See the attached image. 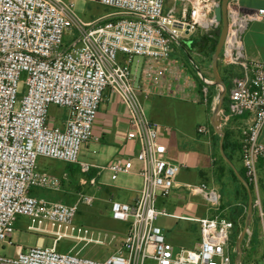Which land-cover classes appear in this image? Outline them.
Wrapping results in <instances>:
<instances>
[{
    "label": "built area",
    "instance_id": "built-area-1",
    "mask_svg": "<svg viewBox=\"0 0 264 264\" xmlns=\"http://www.w3.org/2000/svg\"><path fill=\"white\" fill-rule=\"evenodd\" d=\"M77 1L97 2L113 11L85 21L77 14ZM183 1L178 16L175 7L166 9V0H0V245L16 247L13 255L0 253V264H234V221L220 214L198 219L197 248H176L157 223L160 216L169 215L159 199L172 193L183 164L169 160L163 127L150 117L146 99L191 97L196 84L174 57V48L192 35L212 39L222 27L215 12L223 0ZM227 17L219 61L224 67L236 66L240 74L232 82L229 112L222 106L221 126L224 130L234 117H251L242 130L243 164L264 239V200L259 194L264 62L250 59L245 49V35L252 22L264 17V8L245 11L239 0H230ZM24 75L26 91L20 97ZM200 75L207 84L202 89L204 102L213 116L220 93L208 86L215 85V79ZM107 91L127 108L128 139L140 142L135 158H117L108 169L117 181L132 173L138 160L142 188L134 202H111L112 219L128 224V231L107 259L97 260L58 249L67 237L98 244L108 239L109 234L103 237L75 223L81 205H93L96 196L80 194L67 203L32 191L62 187L59 177L39 170L40 157L79 164L82 173L89 172L91 164L80 156L86 144L101 140L95 124ZM52 106L67 111L63 126L54 123ZM214 131L213 123L198 129L206 137ZM186 187L220 209L216 186ZM20 216L30 219L28 231L40 234L35 246L14 243ZM246 235L251 243L249 226ZM45 236L53 238L52 246L42 242Z\"/></svg>",
    "mask_w": 264,
    "mask_h": 264
},
{
    "label": "crops",
    "instance_id": "crops-1",
    "mask_svg": "<svg viewBox=\"0 0 264 264\" xmlns=\"http://www.w3.org/2000/svg\"><path fill=\"white\" fill-rule=\"evenodd\" d=\"M239 1L245 11L264 8V0ZM183 5V0H166V9L175 7L178 16H181ZM194 37L196 36L192 35L184 38L183 41L194 49L195 54L201 56L199 59L204 60L206 65L207 58L198 48H193ZM183 49L186 52L189 50L186 43ZM245 49L250 59L264 62V17L251 23L245 35ZM184 64L190 78L196 84L192 96L184 100L151 96L146 99V106L150 117L163 127L162 140L168 147L169 160L183 164L172 193L167 197H160L158 203L161 208L169 212V215H162V217L174 219V223L165 225V221L160 220L161 216L157 219V223L166 232L168 242L180 248H197L201 240L198 219L207 216L214 217L218 213L221 216L235 215L231 209L233 206L244 205V193L231 173L226 171L227 173L223 174L220 169L222 164L216 149L219 133L215 131L211 137H206L198 132L200 126L208 122L212 123L211 109L210 105L204 102V95L200 91L195 75L185 62ZM106 95L107 108L103 109L101 105L95 124V130L101 135V140L86 144L82 150V157H80L82 161L91 164L89 172L82 173L79 164L40 157L39 170L59 177L62 180V187L59 191L34 189V194L67 203L75 202L80 194L94 195L103 204H107L108 209L113 200L134 202L138 197L142 188V178L138 173L140 168L138 160H135L132 173L123 174L124 177L118 179L119 181H113L108 169V165L117 158H135L140 150V142L128 139L130 121L126 106L117 95L110 91ZM52 116L55 124L63 126L67 111H60L57 116ZM250 119L249 114L234 117L225 126L230 140L228 154L233 157V160L227 157L238 171L245 169L242 158V130ZM262 141L264 143V129ZM229 165L231 166L230 163ZM260 165L264 166V157ZM203 183L216 186L220 191L221 205L218 212L209 206L202 195L186 187L187 184ZM230 196L234 198V201L229 200Z\"/></svg>",
    "mask_w": 264,
    "mask_h": 264
},
{
    "label": "rangeland",
    "instance_id": "rangeland-1",
    "mask_svg": "<svg viewBox=\"0 0 264 264\" xmlns=\"http://www.w3.org/2000/svg\"><path fill=\"white\" fill-rule=\"evenodd\" d=\"M76 11H77L78 16L82 20L91 21V20L106 16L107 14L113 11V8L104 6L97 2L77 1ZM183 39H182V42L179 45H176L174 48V54L176 58L178 59L179 63L181 64V66L185 65L184 62L188 64L190 63L197 64L198 66L201 67L202 74L207 75V77L208 76L211 77L210 79L214 81L213 62L211 63L208 62V64L205 65L204 62H201V60L199 59L201 58V56L198 54H195L194 51H189L188 53H185L186 51H184L183 49L184 46H182L184 42ZM185 43L187 44V48L191 49V46L188 45L187 42ZM141 68H142V65L140 66V71H141ZM22 81L23 82H22L21 89H20L21 91L20 97H22L23 93L26 91L25 75ZM216 86L217 87H216L215 92H219L220 94H222L224 91V86L223 85H216ZM227 93H228V89H227ZM105 96L107 98V95ZM104 101L102 103L103 109L107 108V105H108L107 101L105 102ZM54 110H57V111H54ZM60 111L61 110H59L57 107L52 106L51 114L54 116H57ZM205 125L211 126L212 123L208 122ZM80 157H82V154ZM259 175H260L259 194H260V197L264 200V166L261 167L260 165ZM123 177L124 176L121 175L119 180ZM228 198L229 200L234 201V198L232 196ZM233 208H236V207L233 206ZM80 210H82L83 213H79L77 215L76 221H75L76 225L87 227L90 229V231H93L95 234H97L98 232H102L103 237L105 233L109 234L108 239H106L103 244H98L95 242H86L84 240L80 241L75 238L67 237L60 241L58 245L59 251L66 252V251L72 250L74 253H78L82 256L91 257L97 260L107 259L108 256L111 253H113L117 249V247L122 243L128 231L127 224L124 222L116 221L112 219V216L110 215V209L107 208V204H103L101 200H99L98 198H96L93 205H85V204L81 205ZM227 217L229 218V215H226V218ZM160 220H164L165 225L174 223V219L167 218V217L161 216ZM232 221H235V220H232ZM29 223H30V219L28 217L20 216L17 221V228L13 235L14 243L16 245H22L23 248L35 246L37 244L38 239L40 238V234L34 233L32 231H28L27 227ZM240 224L243 227V228L241 227L242 228L241 233L245 229L246 226H249L250 230L253 232L251 243H249L248 241L250 238V236L248 235H246V238L243 241V244H242L243 255H242V261L240 264H261L263 261V257H264V239H263V230H262L263 224L259 217L258 210L255 207H253V211L251 215H249L248 213L244 215L243 219H241L239 221V224H236V226H239ZM172 230L175 231V229H172ZM174 234L176 233L174 232ZM235 238H236L235 234H233L231 245L233 246L232 249L236 253V257H237L238 239L235 243V240H236ZM41 239H42V242H45L46 246L53 245V238L51 236H45V240L43 238ZM180 242L181 241L179 240V243ZM175 247L180 248V246H175ZM245 248H247V252L246 251L244 252ZM0 253L13 255L16 253V247H11L9 244L4 243L3 245H0ZM234 264H235V260H234Z\"/></svg>",
    "mask_w": 264,
    "mask_h": 264
},
{
    "label": "trees",
    "instance_id": "trees-1",
    "mask_svg": "<svg viewBox=\"0 0 264 264\" xmlns=\"http://www.w3.org/2000/svg\"><path fill=\"white\" fill-rule=\"evenodd\" d=\"M219 35H220V30L216 32L215 37L212 38V39L209 38V36L206 35V34H200V35H197L196 37L193 38V48H198L199 51L203 54V56H205L207 58V64H208V62H210V63L213 62V55H214V53L216 51ZM182 46L185 47V42H183ZM189 51H194V49H189L185 53H188ZM173 55H175V54H173ZM201 62H204V64H205L204 60H201ZM186 64L189 67V69L193 72V74L195 75V77L197 79V82H198V86L200 88V91L203 93L202 89L204 88V86H207V84L204 81V79L202 78V76L200 75V72H202L201 67L198 66L197 64H193V63H190V64L186 63ZM195 65H196V67H195ZM219 68H220V74L222 76V79H223V81L226 84V87L228 89V93H227V96L225 97L224 104H223V108H224L225 112H228L229 111V105L228 104L230 102L229 95H230V90L232 88V82H233L234 77L239 75L240 72H239V69L236 66L224 67L221 64L220 61H219ZM203 76L206 77V78H211L209 76L207 77V75H204V74H203ZM208 86H209V88H210V90L212 92L215 91V89L217 87L216 84L215 85H208ZM224 132H225L224 149H225V152H226L227 156L231 160H233V157L228 154V146H229L230 140H229L228 131H227L226 128H224ZM219 144H220V136L217 135L216 149H217V154L219 155V158L221 160V164L222 165H221L220 169L222 170V173L226 174L227 173L226 171L230 172L232 177H233V179L235 180L236 183H238L241 186V188L243 190V193H244V205L243 206H239V207L235 206L236 208H232L231 211L235 212V215L232 214L233 216H229V218L227 217L230 220H235L234 221V223H235L234 234H235V237H236L235 238L236 239L235 243H236L237 239L240 236L241 230L243 228L241 226V224L239 225L240 227L236 226V224H239V221L241 219H243L244 215L247 214V210H248V206H249V192H248V189L245 186V184L239 179V177L236 174L235 170L229 165V163L222 156V154L220 152ZM242 158H243V151H242ZM239 172L247 180L245 169H239ZM222 173H221V175H222ZM251 189H252V192H253V188L252 187H251ZM32 193L34 194V190L32 191ZM236 212H238V213H236ZM79 213H83L82 210H79ZM217 215H215V216H217ZM221 217H226V215L224 214ZM127 227H128V224H127ZM245 251L247 252V248L244 249V252ZM235 258H236V253L234 252V258L233 259L235 260ZM234 260H233V262H234Z\"/></svg>",
    "mask_w": 264,
    "mask_h": 264
},
{
    "label": "water",
    "instance_id": "water-1",
    "mask_svg": "<svg viewBox=\"0 0 264 264\" xmlns=\"http://www.w3.org/2000/svg\"><path fill=\"white\" fill-rule=\"evenodd\" d=\"M229 1L230 0H223L222 4L216 8V12H215L217 20L222 23V27L220 29V35H219L216 51H215V53L213 55V72H214L215 83L217 85H223L224 86V91H223L222 94H220L219 103L215 107V112H214V114L212 116V123H213V126L215 128V131H217L219 133V135L221 136L220 150H221V153H222L223 157L231 164V166L236 171V173H237L238 177L240 178V180L245 184V186L248 189V192H249L248 214L251 215V213L253 211V207H254V204H253L254 196H253V192H252L251 186L249 185L247 180L240 174V172L234 166V164L231 162V160L227 157V155L225 153V149H224L225 132L222 129V126H221V124H222V121H221V110H222V106H223V102H224L225 96L227 94V87H226V84L224 83V81L222 79L221 74H220L219 60H220L221 51H222V48L224 46V43H225V40H226V37H227V33H228L227 8H228ZM246 234H247V226L242 231V233L240 234V236L238 238V241H237L238 255H237L236 259H235V264H240L241 261H242V255H243L242 244H243L244 239L246 238Z\"/></svg>",
    "mask_w": 264,
    "mask_h": 264
}]
</instances>
